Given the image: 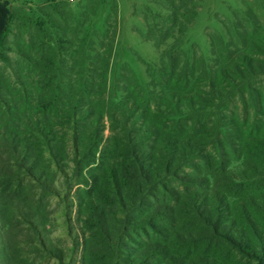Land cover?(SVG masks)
Instances as JSON below:
<instances>
[{
  "label": "trees",
  "instance_id": "trees-1",
  "mask_svg": "<svg viewBox=\"0 0 264 264\" xmlns=\"http://www.w3.org/2000/svg\"><path fill=\"white\" fill-rule=\"evenodd\" d=\"M198 1L167 0L168 27L147 30L157 45L173 43L144 84L127 67L109 80L107 30L89 42L37 30L12 61L14 13L0 8V64L16 80L0 78V264H25L24 232L29 254L61 263L38 209L56 195L49 166L64 169L69 152L90 170L79 182L100 237L115 245L116 232L125 245L139 231L126 263L264 264V90L252 85L264 76V30L246 34L244 52L190 62L177 48Z\"/></svg>",
  "mask_w": 264,
  "mask_h": 264
},
{
  "label": "rangeland",
  "instance_id": "rangeland-1",
  "mask_svg": "<svg viewBox=\"0 0 264 264\" xmlns=\"http://www.w3.org/2000/svg\"><path fill=\"white\" fill-rule=\"evenodd\" d=\"M0 5L14 13L6 44L8 50L4 52L12 61L18 59L15 53L18 47L24 48L29 36L36 35L37 30L43 33L48 30L56 40L71 42L76 38L80 42L86 38L89 42L92 37L103 40L107 30L109 37L115 35L109 80L118 78L127 67L144 84L146 66L162 64L164 50L173 43L167 39L161 46L146 38L147 30H153L155 25L168 27L163 19L169 12L167 0H0ZM196 12L177 48L190 62L201 59L206 65H213V49L216 56L223 51L224 57H229L227 52H244L241 41L255 30H264V0H199ZM0 78L9 79L13 85L16 81L13 69L3 64H0ZM252 85L264 90V76L256 78ZM73 160L69 152L64 169L49 166L48 178L56 195L43 197L38 209L42 235L62 255V261L48 259L43 254H29L33 248L27 236L29 232H24L26 244L21 246L24 263L128 264L124 260L139 251L142 241L139 231L130 228L123 240L125 245L117 242L116 232L111 240L116 241L115 245L100 237L87 209L88 187L79 182L80 174L90 170L76 167ZM106 210L116 213V223L122 219L114 206Z\"/></svg>",
  "mask_w": 264,
  "mask_h": 264
}]
</instances>
